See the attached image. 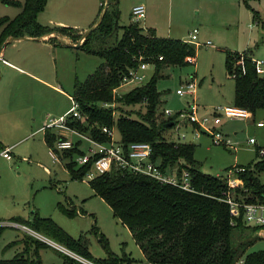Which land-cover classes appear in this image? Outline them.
<instances>
[{"label":"trees","instance_id":"1","mask_svg":"<svg viewBox=\"0 0 264 264\" xmlns=\"http://www.w3.org/2000/svg\"><path fill=\"white\" fill-rule=\"evenodd\" d=\"M48 1L0 0L21 7L15 17L0 16V52L4 43L12 37L42 38L52 33L72 38L73 41L83 37L78 29L39 22L38 16L45 10ZM107 1L108 9L102 22L84 39L80 47L103 57L104 62L84 82H76L72 98L78 104L80 117L70 116L67 124L102 142L111 139L104 129L117 126L121 135L119 141L124 144L133 141L151 143L152 159L165 170L175 167L179 171L187 169L195 191L184 190L113 165L111 171L90 180L94 193L103 198L114 216L129 228L150 264H264V250L245 253L254 241L244 243L243 251L235 246L237 231L256 232L264 228V225L247 224L243 207H240L238 215L231 214L229 203L223 200L229 191L228 179L201 170L195 159L197 144L175 140L166 134L172 129L174 133L181 112L166 117L165 110L159 112L162 92L158 82L162 69L168 65L190 64L188 57L196 58V45L182 39L160 37L154 28H145L133 21L128 25H120L119 0H102L98 19ZM240 1L250 6L249 0ZM262 22L264 25V20ZM119 29H122L120 36L117 34ZM95 36L103 41L102 46H91ZM51 39L64 44L58 37ZM160 56H163L162 60ZM253 58L251 49L228 51L226 69L235 80L234 105L246 108L255 115L258 110L264 109V75L257 72ZM141 61L154 65L148 81L125 93L116 94L114 89L121 85L130 69L137 67ZM105 103L115 106L108 107ZM136 105L145 110L134 109ZM171 122L173 125L168 126ZM65 138L53 129L44 132L48 148H53L64 162L71 178L83 180L92 168V162L80 166L76 158L86 153V141L78 138L72 148L57 149V140ZM4 147L0 143V148ZM259 149L256 150L260 155L256 161L243 168H234V176L242 184L234 188L233 192L236 199L243 203H264V182L260 177L264 172V155L259 153ZM70 204V208L63 209L67 215L81 212ZM11 220L52 237L75 253L93 260L88 243L82 238H74L51 217H43L35 212L31 219L13 217ZM101 240L108 256L95 263H131L126 256L115 255L104 236ZM16 242L23 243L24 250L11 259H0V264H42L39 251L47 246L46 242L33 236L14 241L12 245ZM70 260L72 263L78 262L73 258Z\"/></svg>","mask_w":264,"mask_h":264},{"label":"rangeland","instance_id":"2","mask_svg":"<svg viewBox=\"0 0 264 264\" xmlns=\"http://www.w3.org/2000/svg\"><path fill=\"white\" fill-rule=\"evenodd\" d=\"M87 1L90 5L93 1L102 2ZM151 1L145 0L147 14L146 19L141 22L143 27L155 26L161 37L178 36L186 41L190 39V31L195 28L199 30L198 44H195L196 61L185 66L168 65L161 71L158 82V88L162 92L159 112L165 109L172 112L186 111L194 99L199 105L200 115H212L215 108L234 105L235 80L227 73L226 56L228 51L251 49L255 58L264 61V0H249L250 6L240 0ZM131 2L132 0H121L120 25H128L133 21L130 18ZM20 11L19 6L0 2V16L15 17ZM42 15L38 20L47 25ZM117 34L120 36L122 29ZM112 37L115 40L116 34ZM68 40L73 41L69 37ZM208 41H211V45L206 44ZM102 44L103 41L97 36L91 42L93 47ZM57 59L58 65L55 58V62L51 61L48 67L49 80L53 84H60L70 95H73L77 81L84 82L104 62L103 57L80 47L67 48ZM151 72L152 69L149 71L150 76ZM190 76L196 81V92L179 95L177 90ZM133 87L134 85L121 86L117 89V94L125 93ZM2 92L0 88V93ZM22 93L24 103L9 115L2 112L5 100L0 101V138H4L6 144L18 142L14 145L11 160L0 157V259H11L24 250L23 243L16 242L12 245L14 241L33 236L47 243L39 251L42 264H90L87 261L89 259L52 237L40 232L37 235L26 228L10 224L12 216L20 215L31 219L38 212L43 217H51L74 238L86 241L93 257L89 261H99L108 256L101 240L104 236L115 255L126 256L130 259L127 260L131 261L130 264H150L129 228L114 216L109 204L94 193L90 185L91 179H72L64 162L53 156L46 145L44 132L37 130L41 122H34L35 116L48 118L52 115L59 118L60 114L73 107L72 96L61 94L53 87L33 86L31 83L23 87ZM4 97L5 94L2 98ZM133 108L145 110L138 105ZM260 121H264V109L258 110L246 120L223 116L219 129L231 138L232 147L215 144L207 133L197 136L186 125L178 129L186 135L185 138L177 133L176 128L174 133L172 129L166 134L175 140L197 144L195 159L201 170L226 177L230 171L234 173L235 167L250 165L260 156L256 151L264 147V127L257 125ZM114 134L115 138H121L117 126H114ZM72 138L76 140L78 136L73 135ZM250 138L255 142L251 143ZM87 147L88 143L85 142L84 149ZM260 177L264 182V172ZM70 203L81 212L73 216L67 215L63 209L70 208ZM250 241L254 242L247 247L245 253L264 250V230L236 232L235 246L239 251H243L242 245ZM71 258L78 262L72 263Z\"/></svg>","mask_w":264,"mask_h":264},{"label":"built area","instance_id":"3","mask_svg":"<svg viewBox=\"0 0 264 264\" xmlns=\"http://www.w3.org/2000/svg\"><path fill=\"white\" fill-rule=\"evenodd\" d=\"M147 14L146 5L144 3L135 4L132 8V20L133 22L140 23L145 20ZM198 32L199 30L195 28L190 32V39L188 42L193 44H198ZM83 42V39H80ZM206 44L211 45V41ZM160 60L163 56L159 57ZM190 63H194L196 58L188 57ZM256 65L257 72L260 75H264V61L257 58H253ZM154 65L149 62L141 61L137 67L130 69L128 74H126L122 80L119 87L124 85H134V87L142 85L148 81L150 78L149 71L153 69ZM118 87V88H119ZM133 87V88H134ZM118 88L114 89L115 93H118ZM197 84L193 76L186 78L184 85L177 90L179 95L194 94L196 92ZM120 95V94H119ZM74 102L73 107L63 116L59 118L52 117L49 115L47 124L42 128L45 132L47 129H53L58 134L64 135L65 132L71 135H77L78 138L85 140L88 143L86 153L79 155L76 158L78 165L84 166L92 162V168L83 177L88 179H94L97 175H101L105 172L111 171L113 165L127 169L131 172L143 174L155 178L163 183L171 184L188 191H195L194 186L191 182V176L187 169H182L179 171L177 167L172 169H162L161 165L152 159L153 146L149 142L145 141H133L128 144H124L115 138L114 128L104 130L108 132L111 137L109 142H102L92 139L75 129L71 128L67 124V120L70 116L80 117V112L78 110V104ZM105 106H115V104L105 103ZM178 112L179 116L175 125L176 131L183 138L186 137L185 134L180 133V129L183 125L190 127L194 134L199 136L201 133L209 134L213 142L217 145H223L227 147H232L231 138L224 134L220 129L219 125L222 123L223 116L230 119H249L252 113L243 107L236 105H227L215 108L212 115L199 114V105L196 103L195 99L189 104L186 111L172 112L169 109H165V114L167 116L174 115ZM258 126L264 127V121L257 123ZM179 137L181 138V136ZM65 136V135H64ZM250 142L254 143L255 140L250 138ZM75 140L66 136L65 139H58L55 147L57 149H70L74 146ZM53 156H57V153L53 148L50 149ZM259 153L264 155V147H260ZM5 157L9 160L12 159V153L10 147L0 148V157ZM58 157V156H57ZM59 158V157H58ZM228 179L229 191L225 193L223 200L229 203L231 214L236 216L239 214L240 207L244 208V220L247 224L252 226L264 225V203L261 202H250L243 203L236 199V195L233 189L241 185L242 182L234 176L232 171L226 176ZM11 225L18 228H26L37 235L38 232L29 228L28 226L11 221ZM264 230V228H262ZM26 231V230H25ZM42 236V235H41ZM43 237V236H42ZM90 264H96L95 262L87 260ZM243 261H240V263Z\"/></svg>","mask_w":264,"mask_h":264},{"label":"crops","instance_id":"4","mask_svg":"<svg viewBox=\"0 0 264 264\" xmlns=\"http://www.w3.org/2000/svg\"><path fill=\"white\" fill-rule=\"evenodd\" d=\"M152 1L157 2L159 0ZM139 2L144 3L147 9L145 0H132L130 4L131 20L132 8ZM101 3H99V1L95 3V1H93V3L90 5L87 0H49L45 10L39 14L38 19L40 15L43 14V21H45L44 23H46L47 25L72 27L78 29L81 33H84L96 23L99 16ZM120 6L121 0H119V8L122 18V10ZM47 9L49 11L46 12ZM147 28H154L156 30V34L158 33V28L155 26H150ZM51 37H57V33H52L42 38H9L6 41L7 44L3 46L2 51L0 52V88L1 90H3V92L0 93V101L5 100V107H3L4 109L2 111L4 115H9L14 110L20 109V107L24 103V95L22 93V89L23 87H26L28 83H31L33 86L53 87L54 89L59 90L61 94L65 93L68 97L72 96L66 93L60 86V84H53L49 80L50 76L48 67L50 65V62H55L56 58V65H58L59 60L57 59V56L59 54H61L62 56V54L66 52V49L70 47L65 44L57 43V41L52 40ZM169 37L182 39L178 38V36H168L167 38ZM3 94H5L4 98H2ZM69 110H66L59 116L64 115ZM37 120L41 122L40 127L37 130H41L42 132H44L42 128L47 124V116L42 118H38L37 116H35L33 118V121L36 122ZM64 135L68 136L69 138H72L73 136L67 132H65ZM4 141L6 142L4 138H0V143L7 147H10L11 153L14 154V145L18 142H15L13 144H6ZM13 217L29 219L19 215L12 216L10 220ZM46 239L52 241L49 238Z\"/></svg>","mask_w":264,"mask_h":264},{"label":"water","instance_id":"5","mask_svg":"<svg viewBox=\"0 0 264 264\" xmlns=\"http://www.w3.org/2000/svg\"><path fill=\"white\" fill-rule=\"evenodd\" d=\"M107 9H108V1H107V3H106V6H105V8H104V10H103V12H102V14L100 15V17H99V19H98V21L92 26V27H90L87 31H85L84 33H83V37L81 38V39H85L91 32H93L95 29H97V27L100 25V23L102 22V20H103V18H104V15H105V13H106V11H107ZM57 37H59L61 40H62V42L65 44V45H67V46H70V47H77V48H79V47H81V45L83 44V42H78V43H73V42H70L69 40H68V37H66V36H61V35H58L57 34ZM19 38H25V37H19ZM12 39H16L15 37H12ZM7 44V42H5L4 43V45H6ZM3 45V46H4ZM2 51V50H1ZM172 126L173 125V122H171V123H169L168 124V126Z\"/></svg>","mask_w":264,"mask_h":264}]
</instances>
